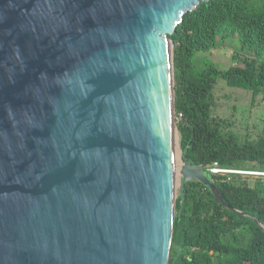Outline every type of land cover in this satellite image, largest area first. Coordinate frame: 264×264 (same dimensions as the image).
Here are the masks:
<instances>
[{
	"label": "water",
	"instance_id": "water-1",
	"mask_svg": "<svg viewBox=\"0 0 264 264\" xmlns=\"http://www.w3.org/2000/svg\"><path fill=\"white\" fill-rule=\"evenodd\" d=\"M209 1L0 0V264H169L176 171L247 215L173 156L170 37Z\"/></svg>",
	"mask_w": 264,
	"mask_h": 264
},
{
	"label": "trees",
	"instance_id": "trees-1",
	"mask_svg": "<svg viewBox=\"0 0 264 264\" xmlns=\"http://www.w3.org/2000/svg\"><path fill=\"white\" fill-rule=\"evenodd\" d=\"M234 36L254 58L227 70L198 60V53ZM170 39L180 148L217 185L224 203L247 215L225 208L201 182L186 183L184 198L180 193L176 199L169 264H264V186L228 184L208 173L214 163L264 170V135L240 144L212 115L219 79L255 97L264 93V0L202 2L183 16Z\"/></svg>",
	"mask_w": 264,
	"mask_h": 264
},
{
	"label": "rangeland",
	"instance_id": "rangeland-1",
	"mask_svg": "<svg viewBox=\"0 0 264 264\" xmlns=\"http://www.w3.org/2000/svg\"><path fill=\"white\" fill-rule=\"evenodd\" d=\"M173 54V45L171 44ZM255 53L243 49L238 36L231 37L226 41L218 40L216 46L208 51L198 53L197 58L202 64H213L216 67L227 70L234 67L245 58H254ZM171 72L173 64L171 63ZM212 115L223 120L221 128L223 132L236 134L240 144L254 142L259 136L264 135V93L256 97L252 92L244 89L227 86L225 81L219 79L214 89V106ZM175 140L181 157L180 135L175 119ZM177 137V138H176ZM180 194V179H176L175 195Z\"/></svg>",
	"mask_w": 264,
	"mask_h": 264
},
{
	"label": "built area",
	"instance_id": "built-area-1",
	"mask_svg": "<svg viewBox=\"0 0 264 264\" xmlns=\"http://www.w3.org/2000/svg\"><path fill=\"white\" fill-rule=\"evenodd\" d=\"M181 114L175 115V119L179 120ZM208 173L222 178V181L228 184L246 183L253 186L255 183H261L264 186V170L257 168H236L226 167L218 163H214Z\"/></svg>",
	"mask_w": 264,
	"mask_h": 264
},
{
	"label": "bare ground",
	"instance_id": "bare-ground-1",
	"mask_svg": "<svg viewBox=\"0 0 264 264\" xmlns=\"http://www.w3.org/2000/svg\"><path fill=\"white\" fill-rule=\"evenodd\" d=\"M177 138V137H176ZM173 142V156L175 160H179V148H178V144L177 141L175 140V137L172 140ZM178 172L176 171L175 173V178L178 180Z\"/></svg>",
	"mask_w": 264,
	"mask_h": 264
}]
</instances>
